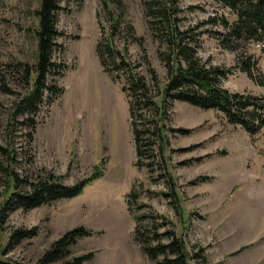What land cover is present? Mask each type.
Instances as JSON below:
<instances>
[{
    "label": "rangeland",
    "instance_id": "1",
    "mask_svg": "<svg viewBox=\"0 0 264 264\" xmlns=\"http://www.w3.org/2000/svg\"><path fill=\"white\" fill-rule=\"evenodd\" d=\"M107 2L120 23L113 37L115 46L127 49L128 58L159 100L147 61L159 86L168 73L157 54L160 45L146 24L142 0ZM59 5L56 26L61 34L55 40L52 60L66 64L56 79L63 92L50 103H42L29 143L28 129L21 116L14 115V104L31 87L25 68L30 70L36 62L39 0H0V70L8 88H0V145L13 149L15 170L29 179L41 169L62 175L67 184L101 175L72 198L9 211L0 225V259L33 264L63 233L84 226L92 234L79 237L70 253L93 251L94 256L83 264H154L134 237L135 222L126 200L136 191L133 214L163 215L165 219L156 218V222H166L158 231L173 229L188 251L198 254L189 264H264V125L250 135L216 110L180 100L169 102L167 126L188 129L187 133L167 132L164 156L175 182L178 199L174 198L166 176L153 179L158 171L135 165L128 98L121 90L124 78L114 80L105 73L96 53L102 29L111 31L103 0H59ZM177 5L181 29L209 17L229 22L235 18L215 0H178ZM127 21L143 45L127 36ZM196 30L213 32L222 26L206 23ZM197 53L209 64L231 69L221 78L228 90L264 93L263 83L236 66L237 57L250 55L253 74L264 78V42L250 41L244 49L231 51L212 33H203ZM0 160L6 157L0 155ZM5 189V175L0 171V204ZM159 191L168 195L155 194ZM151 220L145 217L142 224L152 229ZM34 226L36 236L8 246L14 230Z\"/></svg>",
    "mask_w": 264,
    "mask_h": 264
},
{
    "label": "trees",
    "instance_id": "2",
    "mask_svg": "<svg viewBox=\"0 0 264 264\" xmlns=\"http://www.w3.org/2000/svg\"><path fill=\"white\" fill-rule=\"evenodd\" d=\"M222 6L228 7L235 18L229 22L224 17H209L206 20L189 26L179 27L181 18L178 0H142L143 12L148 29L153 38L159 43L157 49L159 59L164 63L168 77L159 86L156 72L149 61L148 71L152 83L156 86L157 95L151 91L146 78L140 74L127 56V49L120 50L113 42V37L119 31L120 23L107 0L104 6L110 15L111 31L102 29L101 37L96 44V53L105 73L114 80L124 78L121 90L128 98L129 119L133 134L135 165L140 169L145 167L149 172H156L153 179L167 177L173 197L177 198L174 190L175 182L168 172L167 159L164 149L168 146L167 132L176 131L187 133L186 128H172L166 124L167 104L174 100L184 101L201 109H213L221 113L226 120L239 126L245 132L253 135L264 125V93L252 94L247 92L230 91L221 85V78L231 73V69L203 61L197 53L200 36L203 33L213 34L219 44L231 51L244 49V43L264 42V0H215ZM60 10L59 0H39L35 11L38 28L35 31L37 39V57L33 67L25 68V79L31 85L29 91L18 96L14 104V115L21 116V122L28 132L29 143L33 140L36 126L35 117L42 103H50L56 96L62 94L63 88L57 84V76L63 75L66 64L52 60L56 46V38L61 34L57 29V12ZM219 24L222 30H196L203 24ZM127 36L130 40L140 41L133 34V26L125 22ZM140 45L143 43L140 41ZM144 50V47H142ZM245 51V50H244ZM236 66L257 83L264 84V78H257L251 69V56L237 57ZM2 71L0 70V74ZM34 76H31L32 74ZM0 76V88L7 90L6 83ZM14 151L10 147L0 145V155L6 157L0 160V171L5 175V196L0 204V225L4 223L7 213L16 208L28 210L59 199L72 198L78 195L90 181L98 178L101 172L84 177L72 184L63 181L62 175L41 169L35 178L23 177L15 170L13 161ZM198 180L204 179L198 177ZM157 195H168L164 191ZM137 192L128 194V209L132 212L135 222L134 237L141 251L154 264H189L190 259H196L198 254H191L183 238L167 228L159 232V227L166 222H156V218H164L161 214H133L131 206L136 200ZM145 217H150L151 228L142 224ZM169 222V221H168ZM167 222V223H168ZM36 226L28 229L14 230L8 241L16 243L25 238L37 235ZM92 231L84 226H77L66 231L55 239L33 264H83L94 256L93 251L71 255V246L82 236L91 235ZM165 239V241H164ZM201 251H203L201 249ZM205 261V256H202ZM0 264H29L22 261L2 260Z\"/></svg>",
    "mask_w": 264,
    "mask_h": 264
}]
</instances>
